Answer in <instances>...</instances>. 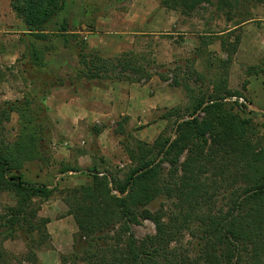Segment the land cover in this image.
I'll list each match as a JSON object with an SVG mask.
<instances>
[{"label":"trees","instance_id":"16d2710c","mask_svg":"<svg viewBox=\"0 0 264 264\" xmlns=\"http://www.w3.org/2000/svg\"><path fill=\"white\" fill-rule=\"evenodd\" d=\"M66 1L10 0L14 13L26 25L20 35L25 51L16 62L22 61L26 78L37 87L22 98L0 101V192H9L16 200L15 205L0 201V264H10L15 258L3 247L8 239L24 240L25 258L35 263L36 250L51 246L50 219L40 216L39 210L44 200L56 194L77 224L74 250L61 254V264H264V133L244 105L225 100L243 95L228 83L240 37L228 48L223 41L225 59L204 52L213 58L209 67L216 68L211 76L215 79L195 67L201 49L180 59L184 64L174 69L154 71L145 54L126 50L105 55L90 48L80 33L70 29L67 19L55 23ZM204 3L213 4V0H161L162 7L184 15ZM217 3L218 8L223 4L238 8L242 2ZM62 48L77 56L73 73L67 77L54 74L49 67L50 56ZM4 49L1 45L0 54ZM169 71L174 72L173 86L183 88L187 101L163 109L161 118L172 123V128L166 127L153 142L126 135L118 123L121 131L117 133L127 136L120 138V144L132 163L123 177L101 166L104 157L96 137L108 127L104 123L88 129L97 145L95 149L90 146L93 166L62 168V172L86 173L90 183L61 189L24 177L21 171L28 164L51 161L53 121L45 97L52 89L75 88L77 92L83 81L88 90L108 88L120 81H149L154 75L168 81ZM262 71L264 61L248 68L254 74ZM14 112L18 132L10 141L5 124ZM220 191L225 204H217ZM158 199L163 202L153 210L151 205ZM143 220L155 224V233L138 239L132 224ZM185 232L190 241H185Z\"/></svg>","mask_w":264,"mask_h":264},{"label":"crops","instance_id":"0c3cea01","mask_svg":"<svg viewBox=\"0 0 264 264\" xmlns=\"http://www.w3.org/2000/svg\"><path fill=\"white\" fill-rule=\"evenodd\" d=\"M78 1L83 6L87 0H76V2ZM217 1L213 0V8L210 10L212 15L208 12L205 13V9H203L202 12H196L195 16H187L180 11L162 7L157 0H132L131 4L123 11L117 9L112 14H97L95 30H86L85 22L81 24L82 19L73 25V17L69 15L68 18L70 29L83 34L89 44L93 43L97 47L103 46V42L110 35H114L116 40H120L119 36L122 35L125 43L121 42L122 45L119 47L133 44L137 36L165 34L174 36L171 37L173 40L181 36L179 44L176 43L174 46L173 54L188 58L197 49H201V54H198V61L206 57L205 51L213 52L224 59L227 58V54L223 50V41L228 48L236 36H239L240 42L229 68V88L241 91L251 102L253 110L264 111V71L256 74L248 72L249 67L257 66L264 61V2L255 0V5L251 6L248 5L247 1L241 0L242 3L239 7L246 9L243 11L247 13L245 15L243 12L236 13L239 7L232 8L223 4L222 7L218 8ZM142 3L145 8L143 13L137 11L136 8ZM73 5L78 6L76 3ZM203 5L209 4L204 3ZM119 13H122V18L127 25L125 29L114 28V24H117L114 15L120 16ZM80 14V18L87 16L86 13L81 12ZM192 18L195 19L194 23H192ZM238 20L241 23H237ZM7 29L9 30L8 36L13 35L20 41V35L26 31V25L14 13L10 0H0V32ZM4 44L6 48L0 54L1 67L15 64L25 51L23 48L12 49L6 39H4ZM90 46L93 47L94 45ZM123 50L121 49V53ZM117 53L121 54L120 52ZM210 62H213V58H210ZM63 63L66 68L72 70L77 64V56L74 55L71 62L66 63L64 61ZM209 65L208 68H210ZM13 81L10 75L0 79V101L22 98L24 92L31 89L32 82ZM150 82L152 80L145 84L120 81L108 88L93 86L89 91H77L73 94H70L67 88L53 90L45 97V104L49 109V116L54 125L50 141L51 161L47 165L42 162L28 164L21 171L24 177L31 182L43 183L49 187L58 185L62 188L64 181L69 186L90 183L91 177L86 173H81V171L62 172L64 166L77 165L84 169L93 166L91 145L85 138H88L91 133L86 131L84 123H101L107 119L125 115L133 118L139 113L141 116H147L157 107L170 108L182 101V93L173 91L171 88H169L171 91L165 96L163 102L158 101L159 97L156 92L152 95L147 89V84ZM17 84L23 90H18ZM138 102L144 105L142 113L136 109L135 105ZM164 121L167 120L164 119ZM9 123L13 124V127L11 125L13 138L11 137L10 140L13 141L18 132L17 113H12ZM157 124L160 126L158 130L160 132L164 125L163 121L161 120ZM106 132L108 129L96 137L97 145L101 154L104 155V159L113 162L115 156L123 152V148L114 144L113 136L110 137L109 135L106 139ZM137 136L145 140L141 135L140 137ZM145 141L150 142V139ZM123 157L125 158L126 155ZM0 201L10 205L16 204V200L9 192H0ZM39 215L50 219L47 229L51 236V246L36 250L38 258L36 263L27 260L25 256H19V259L14 258L10 264H61V254L69 255L73 252V236L77 231V224L73 215L69 214V207L63 198L56 194L44 200ZM3 247L6 250H11L14 254H19L18 252L22 251L21 253L26 255L28 251L24 240L18 237L6 240Z\"/></svg>","mask_w":264,"mask_h":264},{"label":"rangeland","instance_id":"374dc122","mask_svg":"<svg viewBox=\"0 0 264 264\" xmlns=\"http://www.w3.org/2000/svg\"><path fill=\"white\" fill-rule=\"evenodd\" d=\"M82 1H84V0H82ZM131 1L132 0H87L83 3L84 5L82 6V3H80V1L76 2V0H67L66 5H65V9L58 15V17L55 19L54 22L59 24L63 19H67L69 22L68 16L70 15L71 17H73V20H74V23H72L73 25L76 24L77 21H80V19H82L81 24L83 22H85L86 30H95V27L97 26L96 25L97 24L96 23L97 14H100V13L112 14L117 9H121L120 11H123L124 9H126L128 7L129 4H131ZM153 1H155V0H153ZM257 1H259V0H257ZM157 2L159 3V5L161 4V0H157ZM74 3L78 4V6L75 7L73 5ZM255 3H256L255 0H249L248 5L254 6ZM81 6H82V8H81ZM129 8H130V6H129ZM136 8H137V11H139L141 13H143L145 11L143 3H142V5H137ZM212 8H213L212 4L201 5L197 10H195V12H193L191 14V16L192 15L195 16L196 12L197 13L202 12L203 9H205V13L208 12V13H210V15H212V12H210V10H212ZM239 8L236 11V13L246 11V9H242L241 7H239ZM81 12L86 13L87 16L85 17V15L82 14V16L85 18H80ZM119 14H121V15L120 16L114 15L115 22H117V24H114L115 25L114 28L121 27V28L125 29V28H127V25L125 24V22L122 18L123 17L122 13H119ZM243 14L247 15V13H244V12H243ZM187 16H189V15H187ZM125 20H126V18H125ZM194 22H195V19L192 20V23H194ZM8 33H9L8 29L0 32V46L5 45L4 39H6L9 42V45L11 46L12 49H21V48L24 49V45L22 43H20V41H18L13 35L8 36L7 35ZM10 34H12V33H10ZM80 36L86 41L83 34H80ZM171 37H174V36H169V35H165V34L143 35V36H139V37L137 36L136 40L133 44L125 45L124 47H119V45H122V43H125V40L122 39V35L119 36L120 40H116L114 38V35H110L107 38V40H105L103 42L104 45L100 46V47L95 46V44H93V43L89 44L87 41L86 42L88 43L90 48L100 49L102 51V53L105 55L119 54L117 52L121 53V49H124L123 51L134 50L139 55L145 54V56H147L146 59L153 62V64H151V67L154 71H163V68L171 67L172 69H174L176 66L184 64V63L180 62V59H184V58L186 59V57H178L176 54H173V51L175 50L174 46L176 45V43L179 44L181 36H178V39H174V40ZM90 45H94V46L91 47ZM5 48H6V46H5ZM58 52L59 53L56 56H53V55L50 56L49 67L54 74L56 73L58 75H62L63 77H67L69 74H72L73 72H72V70H69L68 68H66L63 62L64 61L66 63H68L69 61L71 62L74 54L71 53V51L69 49L64 50L63 48L60 51L58 50ZM193 55H191V56H193ZM63 56L66 58L65 60H64ZM22 64H23L22 61H20V63L16 62L15 64H13L11 66L6 65L5 67H1V64H0V79H2L6 75H10V78H12L14 80L13 82H16V80H18V81H22V82H30L31 83L32 81L26 78V73L24 72V67ZM209 64H210V57H208L206 55V57H203L202 60H199L197 62L195 67L201 73H203V74L206 73L207 75H210L209 76L210 78L215 79V77H211V76H213L215 74L216 68H208ZM183 71H185V70H183ZM173 73L174 72L169 71V73L167 74V77H169L168 81H164L158 75H154L149 80V81L152 80V82H150V84H147V89H148V91H150V93L152 95L156 92V95L159 97L158 101H161V102H163V99L165 98V96L167 94H169V92L171 91L169 88H171L173 91H180L183 95V98H182V101L178 104L186 103L187 98H186V94H185V91L183 90V88L180 86H173V81H172V79L174 78ZM180 76L183 77L182 75H180ZM149 81H143L140 84H145V83H148ZM32 83H34V86H32ZM32 83H31V89L25 91L24 94L26 92H30V91L33 92L36 90V87H37L36 83L34 81ZM86 83L87 82L83 81L81 83V85L78 88H76L77 91H79V92L89 91L86 87L87 86ZM20 85H21V83H20ZM16 87L18 90H23V88L19 87V84H17ZM53 90H55V89H52V91ZM73 90H75V88H70L69 93L73 94V92H75ZM167 99H169V98H167ZM228 103L232 104L233 102H228ZM135 106H136V109L140 110L142 113V109H144L143 108L144 105L141 102L140 103L138 102ZM163 109L164 108L157 107L155 110L152 111V113L150 115H147V116H141V114L139 113L138 116H135L133 118L131 116L125 115V116H120L117 118H110L104 122H101V123L108 125V127L106 128V129H108V132H106L105 138L107 139L109 137V135H110V137L113 136L114 140H115L114 144H116V146H121L120 138L125 139L127 137L125 135L121 136L117 133V131H121L119 126H118V123L119 124L122 123V128L126 130V135L132 134L137 138H138L137 135H139V137L141 135L142 137L145 138V140L150 139V142H153L156 139V137L159 135V133L162 130H164L166 127H168L170 130L172 128V126H171L172 123H169L168 121H164V119L161 118V115L163 113ZM245 111L248 114V116H250L254 119L255 123L258 126L259 131L261 133H264V111H256L253 109H251V110L246 109ZM161 120L163 121L164 125L161 127L162 130L160 132H158L160 126L157 123ZM101 123H99V124H101ZM11 125L13 127V124H11L9 122H7L5 124V136L9 140H11V137H12ZM90 125H92V124L84 123V128L86 129V131H88ZM53 130H54V125H53ZM115 131L117 134H115ZM85 138L87 139V141L89 142L90 145H94L93 146L94 149L97 148V145L95 142L96 141L95 137L92 134L89 135L88 138L87 137H85ZM121 148H122V146H121ZM113 151L115 152V150H113ZM100 155L102 157H104L103 154L100 153ZM124 155H126L125 158L123 157ZM33 163H35V162H33ZM130 165H132V163L129 161V157L127 156L126 152L123 150V152H121V154H117L115 156V159L113 162H109V161L104 159V162L102 163L101 166L104 167L105 169L109 170L114 175H117L119 177H123V175L126 173V171L128 170ZM209 176H210V174H209ZM62 185H63V187L69 186L67 183L65 184V181L62 182ZM222 195H223L222 191H220L216 194L217 204L218 203L219 204H221V203L225 204V201L220 200L221 197H223ZM162 202H163V200H161V199L156 200L151 205V208H153V210L158 209V207L160 206V204ZM164 203H168V201H165ZM132 232L134 233V236L136 238L143 239L147 235L155 233V224L150 220H143L139 224H132ZM184 237H185L184 238L185 241L191 240V236L188 232L184 233ZM7 251L11 252L15 256V258H17V259L20 258L19 256H21V257L25 256V253H21L22 251H19L18 252L19 254H14V252H12L11 250H7ZM70 263L73 264L72 262H70ZM37 264H39V263H37ZM77 264H82V263L79 262Z\"/></svg>","mask_w":264,"mask_h":264},{"label":"built area","instance_id":"2783aa9c","mask_svg":"<svg viewBox=\"0 0 264 264\" xmlns=\"http://www.w3.org/2000/svg\"><path fill=\"white\" fill-rule=\"evenodd\" d=\"M227 102H233V103H238L241 105H244L246 109L251 110L252 109V104L249 100L244 95H232L229 96L225 99ZM114 193L120 194L119 191L114 190Z\"/></svg>","mask_w":264,"mask_h":264}]
</instances>
